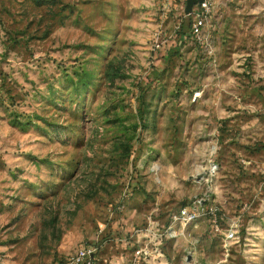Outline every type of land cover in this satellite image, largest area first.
I'll return each instance as SVG.
<instances>
[{
    "label": "rangeland",
    "instance_id": "1",
    "mask_svg": "<svg viewBox=\"0 0 264 264\" xmlns=\"http://www.w3.org/2000/svg\"><path fill=\"white\" fill-rule=\"evenodd\" d=\"M145 2L0 0V264H264V0Z\"/></svg>",
    "mask_w": 264,
    "mask_h": 264
},
{
    "label": "built area",
    "instance_id": "2",
    "mask_svg": "<svg viewBox=\"0 0 264 264\" xmlns=\"http://www.w3.org/2000/svg\"><path fill=\"white\" fill-rule=\"evenodd\" d=\"M212 0H202L198 3L200 6V13H197L196 18L193 22V30L198 32L203 24H205L206 13L211 7ZM154 46L161 47L164 43L163 38H161L158 31L154 32ZM196 212L193 210H188L186 208H181L178 217H181L186 222L194 219ZM96 248L94 245L86 244L77 247L71 254L59 259L54 264H99L96 257ZM115 264H137L135 259H131L128 262L124 263H115Z\"/></svg>",
    "mask_w": 264,
    "mask_h": 264
},
{
    "label": "crops",
    "instance_id": "3",
    "mask_svg": "<svg viewBox=\"0 0 264 264\" xmlns=\"http://www.w3.org/2000/svg\"><path fill=\"white\" fill-rule=\"evenodd\" d=\"M145 3H146V5L148 6V8H152L153 6L156 7V6H155V3H158V0H156V1H155V0H151V1H150V0H146ZM150 11H151V10H150ZM143 24H146V25L148 24L147 26H150V25L153 26V25L156 24V23H155V22H151L150 20H148V21L143 22L142 25H143ZM149 24H150V25H149ZM146 28H147V27H146ZM96 255H97V254H96ZM97 260H98L99 264H105V263H103V262H100L99 258H97ZM108 261H109V262L106 263V264H115V263L113 262V260H110V259H109Z\"/></svg>",
    "mask_w": 264,
    "mask_h": 264
},
{
    "label": "water",
    "instance_id": "4",
    "mask_svg": "<svg viewBox=\"0 0 264 264\" xmlns=\"http://www.w3.org/2000/svg\"><path fill=\"white\" fill-rule=\"evenodd\" d=\"M202 0H186L185 10L186 12L191 11L192 6L196 3L201 2Z\"/></svg>",
    "mask_w": 264,
    "mask_h": 264
}]
</instances>
